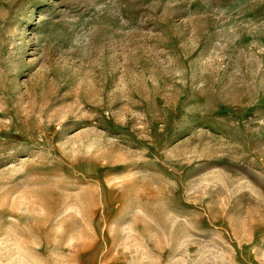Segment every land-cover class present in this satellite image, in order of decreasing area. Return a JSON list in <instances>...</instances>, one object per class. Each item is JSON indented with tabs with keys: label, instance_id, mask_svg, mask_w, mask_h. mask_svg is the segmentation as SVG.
<instances>
[{
	"label": "rangeland",
	"instance_id": "rangeland-1",
	"mask_svg": "<svg viewBox=\"0 0 264 264\" xmlns=\"http://www.w3.org/2000/svg\"><path fill=\"white\" fill-rule=\"evenodd\" d=\"M0 264H264V0H0Z\"/></svg>",
	"mask_w": 264,
	"mask_h": 264
}]
</instances>
